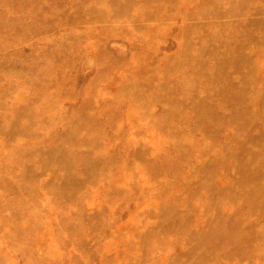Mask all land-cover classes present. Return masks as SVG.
<instances>
[{
    "label": "rangeland",
    "instance_id": "1",
    "mask_svg": "<svg viewBox=\"0 0 264 264\" xmlns=\"http://www.w3.org/2000/svg\"><path fill=\"white\" fill-rule=\"evenodd\" d=\"M263 94L264 0H0V264H264Z\"/></svg>",
    "mask_w": 264,
    "mask_h": 264
},
{
    "label": "bare ground",
    "instance_id": "2",
    "mask_svg": "<svg viewBox=\"0 0 264 264\" xmlns=\"http://www.w3.org/2000/svg\"><path fill=\"white\" fill-rule=\"evenodd\" d=\"M240 50V49H239ZM3 74V73H2ZM264 95V94H263ZM229 100H230V102L234 105V104H236L238 101H236V100H234V99H232L231 97H227ZM46 167V166H45ZM24 176V175H23ZM72 194V193H71Z\"/></svg>",
    "mask_w": 264,
    "mask_h": 264
}]
</instances>
